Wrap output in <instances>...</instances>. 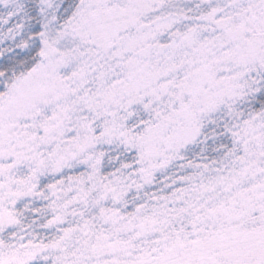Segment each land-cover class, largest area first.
Here are the masks:
<instances>
[{
  "label": "snow or ice",
  "instance_id": "6c2138e0",
  "mask_svg": "<svg viewBox=\"0 0 264 264\" xmlns=\"http://www.w3.org/2000/svg\"><path fill=\"white\" fill-rule=\"evenodd\" d=\"M0 264H264V0H0Z\"/></svg>",
  "mask_w": 264,
  "mask_h": 264
}]
</instances>
